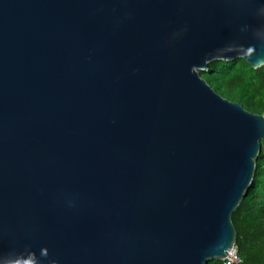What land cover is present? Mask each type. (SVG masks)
<instances>
[{
	"label": "water",
	"instance_id": "obj_1",
	"mask_svg": "<svg viewBox=\"0 0 264 264\" xmlns=\"http://www.w3.org/2000/svg\"><path fill=\"white\" fill-rule=\"evenodd\" d=\"M236 59L264 0H0V264L226 258L264 118L199 73Z\"/></svg>",
	"mask_w": 264,
	"mask_h": 264
},
{
	"label": "trees",
	"instance_id": "obj_2",
	"mask_svg": "<svg viewBox=\"0 0 264 264\" xmlns=\"http://www.w3.org/2000/svg\"><path fill=\"white\" fill-rule=\"evenodd\" d=\"M199 76L223 99L252 114L264 115V65L252 69L241 59L213 61ZM230 219L235 231L236 264H264V141L260 142L250 185Z\"/></svg>",
	"mask_w": 264,
	"mask_h": 264
},
{
	"label": "built area",
	"instance_id": "obj_3",
	"mask_svg": "<svg viewBox=\"0 0 264 264\" xmlns=\"http://www.w3.org/2000/svg\"><path fill=\"white\" fill-rule=\"evenodd\" d=\"M263 118H264V115H263ZM237 262H238V258L236 256V251L233 246L231 253L222 260V263L223 264H236Z\"/></svg>",
	"mask_w": 264,
	"mask_h": 264
},
{
	"label": "bare ground",
	"instance_id": "obj_4",
	"mask_svg": "<svg viewBox=\"0 0 264 264\" xmlns=\"http://www.w3.org/2000/svg\"><path fill=\"white\" fill-rule=\"evenodd\" d=\"M230 253H231V251H230V252H228V253H227V255H229Z\"/></svg>",
	"mask_w": 264,
	"mask_h": 264
}]
</instances>
